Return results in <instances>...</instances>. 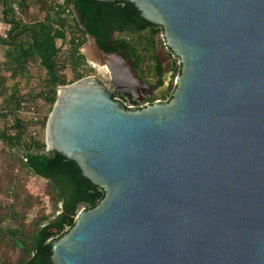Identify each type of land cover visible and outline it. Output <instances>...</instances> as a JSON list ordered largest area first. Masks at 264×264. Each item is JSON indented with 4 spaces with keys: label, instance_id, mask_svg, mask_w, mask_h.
<instances>
[{
    "label": "water",
    "instance_id": "95a60500",
    "mask_svg": "<svg viewBox=\"0 0 264 264\" xmlns=\"http://www.w3.org/2000/svg\"><path fill=\"white\" fill-rule=\"evenodd\" d=\"M98 1L162 27L181 70L168 103L137 110L95 77L57 85L47 150L105 195L52 263L264 264V0ZM87 37L127 95L131 63Z\"/></svg>",
    "mask_w": 264,
    "mask_h": 264
},
{
    "label": "trees",
    "instance_id": "16d2710c",
    "mask_svg": "<svg viewBox=\"0 0 264 264\" xmlns=\"http://www.w3.org/2000/svg\"><path fill=\"white\" fill-rule=\"evenodd\" d=\"M16 2L24 4V0H0L2 22L9 26L6 36H0V46L7 48L4 55L5 66L12 73L23 71L29 60L35 57L39 59L47 75L46 92L43 95L50 106V112L57 99V85L66 84L63 71L71 69L77 72L87 65L84 56L79 52L87 35L94 38L102 52H119L125 60H132V67L137 74L141 70L144 52L149 54L153 61L154 75L161 76L162 67L155 55V38L163 33V29L145 21L133 4L98 0H63L62 3L45 0L44 18L28 24L16 16L13 7ZM116 23L123 31L132 28L143 31L149 28L147 47L142 48V42L124 37L119 41H112L111 35ZM68 31L73 33L69 41ZM57 40H61L62 44L66 41L69 44L64 59L60 57L61 46H55ZM180 70V65L174 66L172 73L180 74ZM82 77V74L76 76L78 80ZM158 85H161V81ZM21 103L29 105L27 98L14 99V114H20ZM6 113L4 111L3 115L6 116ZM49 114L42 123L39 121V131L44 132ZM28 127V122L23 118H15L8 130L0 132V141L12 149H21L22 167L46 181L54 196L55 210L32 233L26 234L23 227L18 226L9 229L6 235L22 252L23 259L17 264H53L52 243L62 238L74 226L75 218L81 210L95 208L105 193L82 175L74 161L58 152L46 151L44 141L37 138L36 133L27 137Z\"/></svg>",
    "mask_w": 264,
    "mask_h": 264
},
{
    "label": "rangeland",
    "instance_id": "374dc122",
    "mask_svg": "<svg viewBox=\"0 0 264 264\" xmlns=\"http://www.w3.org/2000/svg\"><path fill=\"white\" fill-rule=\"evenodd\" d=\"M44 2L45 0H24V4L20 5L16 2L13 7L16 16L22 22L31 24L44 18L46 9ZM57 2L62 3L63 0H57ZM8 29L9 26L2 22V8L0 6V36L5 37ZM71 34L73 33L68 31L67 41H69ZM75 36L80 39L78 35ZM147 36L148 32L137 31L123 34V37L128 40L142 42L140 46L142 48L147 47ZM67 41L60 47L62 59L65 58L66 51L69 49ZM89 41V38L86 37L84 45L87 44L90 51L95 50L93 43ZM155 42V54L162 66L166 62H174V66L180 65L179 59L165 45L162 32L157 35ZM59 44L60 41L57 40L55 46L58 47ZM6 50V47L0 46V132L8 130L15 118L20 117L29 125L26 136L30 137L33 135L32 132H35L37 134L35 136L45 143V130L44 132L39 131L41 124L36 125L29 121L30 114L17 115L13 111L15 108L14 99L27 98L30 107L36 110L39 121L42 123L44 117L50 112V106L43 95L46 92V72L40 65L39 59L35 57L27 62L23 71L12 73L5 66L4 55ZM142 58L143 63L140 66V72L137 74L136 70L131 67L136 77H134V72L129 70V79L135 86L143 85L142 82H144L152 87L144 92L125 95L127 98L125 103L127 106H132L131 109H134V106L144 107L143 104L147 101L155 103L161 100V104L168 103L176 87V77L179 75V73H169L168 68L166 77L164 81L162 80V86L157 85L158 79L155 78L152 70L151 56L144 52ZM90 63H86V67L77 72L71 69L64 70L62 76H64L66 84L63 86L77 82V74H82V78L95 77L103 85L112 87V79L107 66H102L98 60ZM140 80H142L141 83L138 82ZM4 111H7L6 116L3 115ZM46 151H48L47 147ZM21 156L20 148L12 149L0 141V264H17L21 258L23 259L21 250L15 247L13 241L6 235L9 229L20 226L23 227L26 234H30L55 210L54 196L49 186L46 185V181L24 169L20 163Z\"/></svg>",
    "mask_w": 264,
    "mask_h": 264
},
{
    "label": "flooded vegetation",
    "instance_id": "af4514ba",
    "mask_svg": "<svg viewBox=\"0 0 264 264\" xmlns=\"http://www.w3.org/2000/svg\"><path fill=\"white\" fill-rule=\"evenodd\" d=\"M140 14V13H139ZM148 29L149 28H146V29H144L143 31H138L139 29H137V28H132V29H130V30H126V31H123V30H121L118 26H117V23H116V27H114L113 28V32H112V35H111V39H112V41H115V40H118L119 41V39H122L123 38V34H125V33H130L131 31H137V32H148ZM114 35H117V37H114ZM157 37V36H156ZM156 39V38H155ZM156 43V42H155ZM98 47V46H97ZM156 47V46H155ZM155 50H156V48H155ZM104 53V52H103ZM119 54V56L120 57H122L121 56V54L119 53V52H115V53H105V54H107V55H111V54ZM98 54V53H97ZM98 58H100L99 57V55H98ZM123 58V57H122ZM124 59V58H123ZM157 59H158V57H157ZM125 60V59H124ZM126 61H128V62H130L131 63V67H132V60H126ZM159 62V61H158ZM91 64V63H90ZM159 64L161 65V67H162V73H161V76H159V77H157V76H155V78H157L158 79V84H159V81H161V85L160 86H162V80L164 81V79H165V75H166V70L169 68V73H172V71H173V68H174V62L172 63V62H169V63H165L164 64V66H162V64L159 62ZM133 68V67H132ZM139 79V78H138ZM141 81L142 80H140V81H138L139 83H141ZM143 83V85H140V86H135L134 85V83H131V81H130V85H126L125 87L126 88H123L122 90H123V92H127V94H130V93H138V92H144L146 89H151V87L152 86H150L148 83L146 84V83H144V82H142ZM157 84V85H158ZM111 85H112V87H107V88H109L110 90H111V96H112V98L115 100V101H118V102H121L125 107H126V103H125V101L127 100V98H126V96L125 95H123L122 93H119V92H116L115 90H114V87H113V83L111 82ZM157 102H161V100H158ZM156 103V102H155ZM152 104H154L153 102H149V101H147V102H145V104H143L144 105V107L145 106H147V105H152ZM135 107V109L136 108H141V106H134ZM127 108V107H126ZM143 108V107H142Z\"/></svg>",
    "mask_w": 264,
    "mask_h": 264
},
{
    "label": "built area",
    "instance_id": "2783aa9c",
    "mask_svg": "<svg viewBox=\"0 0 264 264\" xmlns=\"http://www.w3.org/2000/svg\"><path fill=\"white\" fill-rule=\"evenodd\" d=\"M62 44V41H60V44L58 47H60ZM127 106V105H126ZM132 106H127V108H131ZM142 108V107H141ZM20 114L23 115H31V117L29 118V121L34 122L35 124L39 123V118H38V114L36 112L35 109H33L32 107H30V105L25 104V103H21L20 104V110H19ZM33 135H35V132H32Z\"/></svg>",
    "mask_w": 264,
    "mask_h": 264
},
{
    "label": "bare ground",
    "instance_id": "6f19581e",
    "mask_svg": "<svg viewBox=\"0 0 264 264\" xmlns=\"http://www.w3.org/2000/svg\"><path fill=\"white\" fill-rule=\"evenodd\" d=\"M89 42H92L91 40ZM95 49V48H94ZM92 50V49H91ZM82 52L85 55V57L87 58V60L90 62H96L98 60L99 62V58L97 57V51L96 49L93 51H90V47L86 44L83 45L82 47ZM100 63V62H99ZM101 64V63H100ZM92 65V64H91ZM123 88H126L123 86Z\"/></svg>",
    "mask_w": 264,
    "mask_h": 264
},
{
    "label": "crops",
    "instance_id": "0c3cea01",
    "mask_svg": "<svg viewBox=\"0 0 264 264\" xmlns=\"http://www.w3.org/2000/svg\"><path fill=\"white\" fill-rule=\"evenodd\" d=\"M59 41H61V40H59ZM84 58H85V55H84ZM86 59H87V58H86ZM86 59H85V60H86ZM86 63H87V62H86Z\"/></svg>",
    "mask_w": 264,
    "mask_h": 264
}]
</instances>
